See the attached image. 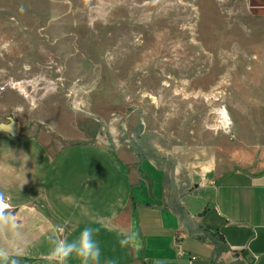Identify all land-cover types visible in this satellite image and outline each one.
I'll list each match as a JSON object with an SVG mask.
<instances>
[{
    "label": "rangeland",
    "instance_id": "rangeland-1",
    "mask_svg": "<svg viewBox=\"0 0 264 264\" xmlns=\"http://www.w3.org/2000/svg\"><path fill=\"white\" fill-rule=\"evenodd\" d=\"M9 118L22 134L0 129V149L38 164L50 154L29 137L44 135L56 149L106 138L187 191L223 157L224 170L262 171L264 0H0V124ZM23 166L11 173L23 178ZM27 196L0 193L16 222L0 223L2 250H20L1 241L23 235L21 205L40 203Z\"/></svg>",
    "mask_w": 264,
    "mask_h": 264
},
{
    "label": "crops",
    "instance_id": "crops-1",
    "mask_svg": "<svg viewBox=\"0 0 264 264\" xmlns=\"http://www.w3.org/2000/svg\"><path fill=\"white\" fill-rule=\"evenodd\" d=\"M21 134L22 125L13 138ZM29 139L50 154L45 161L0 149V193L17 189L40 201L21 205L25 227L19 240L1 241L20 249H3L23 256L20 264L33 259L58 264L53 241L73 240L85 226L97 229L100 264H264V170L227 171L219 165L228 162L223 157L209 183L187 191L167 185L156 159L126 154L106 138H70L58 149L44 135L41 141ZM17 165H24L23 178L11 173ZM11 224L16 222L6 223L9 230ZM129 232L134 240L121 245ZM67 264L81 259L73 255Z\"/></svg>",
    "mask_w": 264,
    "mask_h": 264
},
{
    "label": "clouds",
    "instance_id": "clouds-1",
    "mask_svg": "<svg viewBox=\"0 0 264 264\" xmlns=\"http://www.w3.org/2000/svg\"><path fill=\"white\" fill-rule=\"evenodd\" d=\"M10 213L0 207V223L9 222ZM97 229L92 226L83 227L79 235L73 240L55 239L51 255L57 259L58 264H67L68 259L77 255L81 264H100L101 249L95 238ZM135 238V234L129 232L123 235L121 245H128ZM0 264H20L18 257L10 256L7 251L0 250ZM106 264H115L114 260H108Z\"/></svg>",
    "mask_w": 264,
    "mask_h": 264
},
{
    "label": "water",
    "instance_id": "water-1",
    "mask_svg": "<svg viewBox=\"0 0 264 264\" xmlns=\"http://www.w3.org/2000/svg\"><path fill=\"white\" fill-rule=\"evenodd\" d=\"M0 129L9 133L12 137H17L21 131V123L14 118H9L8 122H2Z\"/></svg>",
    "mask_w": 264,
    "mask_h": 264
},
{
    "label": "bare ground",
    "instance_id": "bare-ground-1",
    "mask_svg": "<svg viewBox=\"0 0 264 264\" xmlns=\"http://www.w3.org/2000/svg\"><path fill=\"white\" fill-rule=\"evenodd\" d=\"M216 113L221 118L220 119L221 120V126L223 128H225L226 130L229 129L232 123L230 122V118L231 117H230L228 111L226 109H224V108H221V109L217 110ZM214 128H216V126ZM0 206L3 207V208H7L8 207L5 203H3L1 201H0Z\"/></svg>",
    "mask_w": 264,
    "mask_h": 264
},
{
    "label": "built area",
    "instance_id": "built-area-1",
    "mask_svg": "<svg viewBox=\"0 0 264 264\" xmlns=\"http://www.w3.org/2000/svg\"><path fill=\"white\" fill-rule=\"evenodd\" d=\"M1 207V206H0Z\"/></svg>",
    "mask_w": 264,
    "mask_h": 264
}]
</instances>
